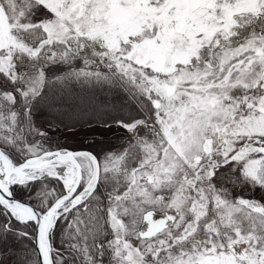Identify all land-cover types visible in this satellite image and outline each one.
Segmentation results:
<instances>
[{
    "label": "snow or ice",
    "instance_id": "snow-or-ice-1",
    "mask_svg": "<svg viewBox=\"0 0 264 264\" xmlns=\"http://www.w3.org/2000/svg\"><path fill=\"white\" fill-rule=\"evenodd\" d=\"M0 264H264V0H0Z\"/></svg>",
    "mask_w": 264,
    "mask_h": 264
}]
</instances>
